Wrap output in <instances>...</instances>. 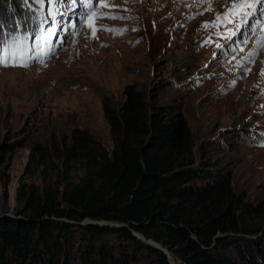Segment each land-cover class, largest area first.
<instances>
[{
	"label": "rangeland",
	"instance_id": "374dc122",
	"mask_svg": "<svg viewBox=\"0 0 264 264\" xmlns=\"http://www.w3.org/2000/svg\"><path fill=\"white\" fill-rule=\"evenodd\" d=\"M29 2L31 12L24 0L7 5L12 20L46 18L50 5L37 12L38 6ZM187 2L188 7L184 0H103L99 11L135 19L96 21L92 16L87 23L81 15L87 12L75 17L69 11L67 19L52 23L54 55L43 58L44 64L0 66V216L22 209L20 190L61 191L82 178L80 162L66 165L60 158L74 129L89 133L110 152L103 105L118 110L124 87L135 85L150 106L184 116L197 161L230 173L234 192L260 207L252 223L264 228V50L249 63L242 58L256 36L245 46L240 36L226 42L214 34L216 29L202 28L225 10V0H213V11H204L207 4ZM71 18L76 27L65 32ZM0 20L11 22L9 17ZM88 24L127 31H97L94 39Z\"/></svg>",
	"mask_w": 264,
	"mask_h": 264
},
{
	"label": "trees",
	"instance_id": "16d2710c",
	"mask_svg": "<svg viewBox=\"0 0 264 264\" xmlns=\"http://www.w3.org/2000/svg\"><path fill=\"white\" fill-rule=\"evenodd\" d=\"M0 1L12 29L13 0ZM123 95L118 110L103 105L110 152L74 129L60 158L80 162L82 178L20 190L22 209L0 216V264H171L134 234L174 264H264V228L252 223L260 207L234 192L230 173L197 161L181 113L150 106L135 85Z\"/></svg>",
	"mask_w": 264,
	"mask_h": 264
},
{
	"label": "snow or ice",
	"instance_id": "6c2138e0",
	"mask_svg": "<svg viewBox=\"0 0 264 264\" xmlns=\"http://www.w3.org/2000/svg\"><path fill=\"white\" fill-rule=\"evenodd\" d=\"M81 2L88 9L86 14H81L84 18V23H87L92 16H94L96 21L101 19H135L134 17L116 16L109 12L99 11V6L103 4V0H81ZM184 2L186 7L190 6L187 0H184ZM24 3L28 5L31 12L32 4L29 0H24ZM32 3L38 6L37 12L44 9L45 3L51 6L46 13L45 19L40 20L35 15L30 17V19L37 21L35 28L21 33L19 29L25 27L27 21H15L12 30L5 34L3 29L7 25L3 20H0V66L26 68L33 59H37L41 64H44L45 61L41 56L51 57L54 55V49L50 46L49 38L55 34L54 28L46 29L44 25L49 22V18L52 23H58L57 17L66 16L67 12L73 11L77 0H32ZM212 3L213 0H195V4L198 7L207 4L204 11H213ZM103 6L108 7L107 4ZM62 8L66 9V11H61ZM224 8L223 12L216 13L214 20L205 22L202 28L205 30L216 29L217 31L214 34L226 42L234 41V38L240 36L242 37L240 44L245 46L249 43L251 37L256 36L252 49L242 58L249 63H254L259 52L264 50V35H261V33H264V0H231L230 4L225 0ZM197 15H203V11L197 13ZM69 27L75 28L76 25L73 23ZM88 27L91 29V37L94 39L98 38L96 36L97 31H110L118 34H123L124 31H127V29H112L103 26L93 27L92 24H88ZM221 29L224 31H221ZM31 35H35L37 38L35 56L28 55L30 51L28 40ZM209 42H211V38ZM215 46L218 49L224 47L220 43H216ZM239 50L243 51V48H239ZM237 65L242 66L239 61ZM244 70L245 72L250 71L249 68ZM260 75L264 79V68L261 69ZM260 146L264 147V144Z\"/></svg>",
	"mask_w": 264,
	"mask_h": 264
},
{
	"label": "water",
	"instance_id": "95a60500",
	"mask_svg": "<svg viewBox=\"0 0 264 264\" xmlns=\"http://www.w3.org/2000/svg\"><path fill=\"white\" fill-rule=\"evenodd\" d=\"M92 223H95V222H92ZM96 224H100V225H103V226L119 227L118 224H112V223H108V222H101V223H96ZM134 235L136 236L137 239L141 240L142 242H144V243H146V244H148V245H150V246H152V247H154L156 249L162 250L168 256L170 263L174 264L171 261V259H170V254L166 250L162 249L161 246H159L158 244L152 242L151 240L145 239L143 236H141L139 234H134Z\"/></svg>",
	"mask_w": 264,
	"mask_h": 264
}]
</instances>
